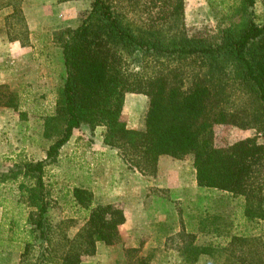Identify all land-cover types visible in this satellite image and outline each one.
Returning a JSON list of instances; mask_svg holds the SVG:
<instances>
[{
	"label": "trees",
	"instance_id": "16d2710c",
	"mask_svg": "<svg viewBox=\"0 0 264 264\" xmlns=\"http://www.w3.org/2000/svg\"><path fill=\"white\" fill-rule=\"evenodd\" d=\"M256 1H211L213 8L221 7L213 38L187 33L185 0H91L77 26L56 32L66 75L55 112L43 118L44 137L54 139L43 159L0 171L1 184L18 183L20 213L28 210L25 223L11 217L8 224V240L24 243L19 264H82L100 244L120 240L124 209L94 205L87 187L71 190L74 204L88 212L75 234L70 233L76 224L72 217L54 221L50 216L48 166L82 127L93 133L103 126L104 143L144 177L157 175L161 156L191 157L198 186L246 196V218L264 220V141L216 142L219 125L256 126L264 134V22H257ZM23 6L24 0H0V28L5 26L11 39L16 37L12 31L25 27ZM21 35L23 41L28 37L23 29ZM128 93L148 97L142 128L129 127L123 118ZM236 96L246 103L239 106ZM19 99L17 91L0 84V107L24 115ZM246 241L233 236L219 251L231 260L232 246ZM181 250L195 262L200 255L215 254L217 247L187 244ZM248 251L255 259L241 256L231 263L264 264V249ZM134 264L150 261L141 255Z\"/></svg>",
	"mask_w": 264,
	"mask_h": 264
},
{
	"label": "rangeland",
	"instance_id": "374dc122",
	"mask_svg": "<svg viewBox=\"0 0 264 264\" xmlns=\"http://www.w3.org/2000/svg\"><path fill=\"white\" fill-rule=\"evenodd\" d=\"M185 1L184 23L187 33L203 38L217 35L221 24L218 10L221 7L213 8L211 1L214 0ZM27 2L34 4L36 0H24V5ZM89 3L91 0L80 2L81 9L86 6L87 10L81 13L77 24L90 10ZM254 12L257 22L263 23L264 0L256 1ZM0 23L4 24L1 18ZM5 29L2 26L0 32ZM62 57L61 54V60ZM52 64V77L57 79L52 86L54 88L45 86L36 90L32 86V90L27 88L25 92L21 91L22 88L18 89L26 101L20 106L24 115L12 110L8 118H4L5 114L0 117V171H7L27 160L43 159L54 139L43 135V116L55 112L58 90L64 82L66 71L63 60L61 75L59 58H52ZM22 78L23 75L16 78L17 86L18 83H25ZM234 99L239 106L246 103L237 96ZM147 106V96L136 93L126 95L123 118L129 127L144 126ZM104 129L99 126L93 133L87 127L75 130L72 141L65 144L58 161L49 165L46 173V182L51 189L50 216L54 221L67 217L76 220L70 229L71 234L83 226L88 215L86 210L74 204L71 190L75 186L91 189L94 205L113 203L127 211L128 221L120 228V240L113 245L100 244L96 254L84 257L82 264H134L141 255H146L150 264H232L233 261L238 262L241 256L255 259L248 249L262 253L264 220L251 221L246 218V196L198 186L191 157L179 160L165 155L164 159L169 160L163 161V174L159 176L158 167L155 177H144L128 168L118 149L101 141ZM216 135L218 145H228L247 137H256L261 143L264 141L263 131L256 126L240 128L219 125L216 126ZM182 178L186 183L184 186L176 182ZM153 179L156 181L152 186L144 182ZM159 182L172 186L161 188ZM17 184L15 181L0 183V264H19L24 247L21 240H8L9 219L17 217L25 223L28 211L23 209L20 213L22 208L18 203L21 198H18ZM142 204L147 209L144 213L139 210ZM233 236L246 237L247 241L232 246L236 253L227 261L226 255L221 254L219 249L230 245ZM187 244L211 245L217 247V251L213 255H200L197 261L190 262L181 250ZM131 249L134 250L129 253ZM262 254L264 257V252Z\"/></svg>",
	"mask_w": 264,
	"mask_h": 264
},
{
	"label": "crops",
	"instance_id": "0c3cea01",
	"mask_svg": "<svg viewBox=\"0 0 264 264\" xmlns=\"http://www.w3.org/2000/svg\"><path fill=\"white\" fill-rule=\"evenodd\" d=\"M40 1L41 2L36 0L34 4L27 2L26 5L23 6L25 27L19 28V30L16 28L14 32L12 31L10 33L16 35L14 39L9 37L7 29L0 32V84L6 83L15 91L21 88V91L23 90V92H25L27 88L30 91V89L32 90V86L36 90H39L40 87L44 88L45 86H51V88H54L52 86L56 84L57 79L55 77V79H53L52 77V58H59L61 65L59 75L63 73L62 60L64 61V57H62L61 60V54L63 55V51L62 47L55 39V34L60 30L75 27L79 21L78 19L81 13H84L85 10H87L86 6L81 9V5H79L80 2L84 0ZM89 4L91 5V3ZM22 29L26 31L28 36L27 38L23 37L25 38V41L22 39ZM41 65L42 70L40 71ZM20 75H23L22 81L25 82L21 83L23 86L19 83L17 86L15 83L18 80L16 78ZM21 91H17L20 93V106L26 103L25 97L22 95ZM12 110L13 109L11 108L0 107V117H4L3 114H5L6 117L4 118H8ZM21 112L24 113V111ZM47 115L50 114H45L43 118ZM24 119L26 120V117ZM17 120L21 121L20 118ZM74 134L67 144L72 141ZM102 140L103 139H101V141ZM164 156H161L159 160V176L162 175L165 170L163 161L169 160L164 159ZM24 160L25 159H23V161ZM155 181L156 180L153 179L144 182H146L147 186H152ZM184 181L183 178L178 181L176 180L177 184L180 182L183 186L186 184ZM158 186L161 188H169L172 185L170 183H160ZM126 207H128L127 204ZM139 210H141L142 213L147 211L146 206L143 204ZM125 213H127V211H125Z\"/></svg>",
	"mask_w": 264,
	"mask_h": 264
}]
</instances>
